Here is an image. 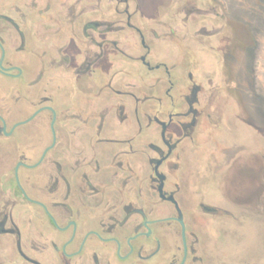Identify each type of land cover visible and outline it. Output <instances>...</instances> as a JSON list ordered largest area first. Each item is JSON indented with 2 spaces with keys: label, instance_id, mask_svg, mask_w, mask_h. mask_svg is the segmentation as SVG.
Here are the masks:
<instances>
[{
  "label": "flooded vegetation",
  "instance_id": "obj_1",
  "mask_svg": "<svg viewBox=\"0 0 264 264\" xmlns=\"http://www.w3.org/2000/svg\"><path fill=\"white\" fill-rule=\"evenodd\" d=\"M241 50L219 0H0V264H264Z\"/></svg>",
  "mask_w": 264,
  "mask_h": 264
},
{
  "label": "rangeland",
  "instance_id": "obj_2",
  "mask_svg": "<svg viewBox=\"0 0 264 264\" xmlns=\"http://www.w3.org/2000/svg\"><path fill=\"white\" fill-rule=\"evenodd\" d=\"M219 1L234 31L244 36L246 45L254 47L250 56L241 50L239 53L235 51L237 53L234 58L237 61L236 67L245 68L246 72L248 86L246 87L245 105L248 117L250 121L259 124L264 129V0ZM251 76L254 78L252 79ZM249 84H251L250 87ZM248 130L252 131L249 128ZM243 242L241 243L243 252H250L246 245L248 241ZM249 245L251 255L256 254L264 260V231L259 232L256 239L253 238ZM237 260V258L230 259V264H235Z\"/></svg>",
  "mask_w": 264,
  "mask_h": 264
}]
</instances>
